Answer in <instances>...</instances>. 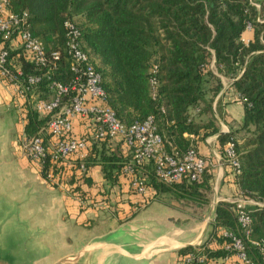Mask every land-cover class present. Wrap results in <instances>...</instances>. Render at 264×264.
<instances>
[{
	"label": "trees",
	"instance_id": "16d2710c",
	"mask_svg": "<svg viewBox=\"0 0 264 264\" xmlns=\"http://www.w3.org/2000/svg\"><path fill=\"white\" fill-rule=\"evenodd\" d=\"M255 1L259 9L251 6L250 0H8V4L13 13H29L31 34L45 50L60 51L55 78L62 83L71 79L63 24L74 23L82 51L100 75L108 107L116 119L127 127L151 117L168 155L182 154L190 146L197 151L199 143L218 135L216 98L223 89L221 78L231 81L243 106V123L235 133L218 135L217 142L221 148L233 144L239 174L225 162L221 149L225 177L235 187L234 198L259 205L245 207L251 214L248 240L264 246V0ZM248 23L250 31H246ZM246 38L248 42L243 43ZM9 57L25 74L34 72L18 49H9ZM34 94L48 97L45 80ZM26 119L27 136L44 124L32 110ZM239 133L241 138L235 137ZM98 144L91 147L86 173L79 178L74 172L60 176L63 166L46 168L78 200L79 207L81 203L97 204L127 219L136 206L147 205L169 189L152 176L150 162L148 171L152 168V174L141 170L137 175L146 187V196L138 197L122 172L131 159L123 141L117 144L127 150L125 157L111 147L113 142ZM93 167L100 169V183L93 184L87 178ZM39 175L46 181L44 171ZM80 178L93 190L77 186ZM213 178L207 165L197 182L183 181L191 187L208 188ZM213 230L201 246L183 248L179 255L201 251L213 264H242L224 250L230 241L222 237L223 232L239 235L233 204L216 205ZM245 248L250 263L259 264L258 250L248 242Z\"/></svg>",
	"mask_w": 264,
	"mask_h": 264
},
{
	"label": "built area",
	"instance_id": "2783aa9c",
	"mask_svg": "<svg viewBox=\"0 0 264 264\" xmlns=\"http://www.w3.org/2000/svg\"><path fill=\"white\" fill-rule=\"evenodd\" d=\"M250 5L260 8L255 0H250ZM63 29L64 53L71 76L65 83L55 78L59 70L60 51L45 50L43 44L32 36L31 17L28 12L13 13L9 10L8 0H0V84L12 90L17 103L23 128L19 148L24 158L39 172H45L46 182L64 189L50 169L47 171L46 168L63 166L65 171L60 176L74 172L79 178L86 173L89 150L93 144L122 140L124 147L131 153V159L122 172L129 178V186L138 197L146 196V187L137 175L150 162L155 180L164 186H174L183 180L197 182L205 167L211 164L193 146L182 154H166L151 117L134 121L127 127L120 123L108 107L100 75L82 51L78 28L67 21L63 24ZM250 30L251 25L248 23L246 31ZM12 48L20 51L23 62L32 66L33 73L25 74L10 59L9 49ZM44 80L48 97L40 98L34 93ZM30 110L38 118L44 119V124L34 135L27 136L24 129ZM75 121L83 126L81 135L74 133ZM223 155L225 162L238 175L239 163L233 144L230 143L224 148ZM233 205L239 235L223 232L222 237L230 241V244L224 246V250L233 253L238 262L251 264L245 248V242H248L258 250L259 264H264V246L248 240L251 234L250 212L245 209L243 200ZM252 205L259 206L254 202ZM90 206L105 208L97 204ZM144 207L146 205L136 206L134 212ZM181 264L213 263L201 251H197L195 255L187 254L182 257Z\"/></svg>",
	"mask_w": 264,
	"mask_h": 264
},
{
	"label": "crops",
	"instance_id": "0c3cea01",
	"mask_svg": "<svg viewBox=\"0 0 264 264\" xmlns=\"http://www.w3.org/2000/svg\"><path fill=\"white\" fill-rule=\"evenodd\" d=\"M243 42L247 43L248 38ZM221 83L223 89L216 98L219 102L214 118L218 135H226L235 133L242 127L243 106L231 87L232 82L221 78ZM16 106L12 90L0 84V183L9 188L14 197L29 196L25 213L37 226L49 230L47 240L58 258L71 254L76 244L86 236L91 240L131 225L137 244L133 247L132 254L140 256L147 250L148 255L138 261H129L128 264H181L179 250L195 248L213 235L216 205L234 204L241 200L234 198L235 187L230 178L225 177V163L221 155V149L224 150L225 147H220L217 135L196 146L198 154L211 164L209 168L214 178L209 181L208 188L191 187L186 181H182L174 186H167L169 189L166 192L158 193L146 205L157 203L166 208V219H153L151 223H144L138 211L123 219L121 215L110 212L107 207L93 208L87 203L79 207L78 200L65 188L50 187L40 177V172L34 165L22 155L16 134L21 133L23 128L17 125ZM82 132L83 126L75 121L74 133L81 135ZM241 136L240 133L235 134L237 138ZM94 145L100 146L98 143ZM111 147H116L124 157L128 155L123 145L117 142H113ZM107 148L106 145L105 149ZM148 170L149 164L142 168V172L149 173L150 176L152 168ZM87 174L93 184L102 181L99 167L91 168ZM76 185L85 191L93 190V187L89 188L84 184L82 178L78 179ZM121 209V212L126 211L124 205Z\"/></svg>",
	"mask_w": 264,
	"mask_h": 264
},
{
	"label": "water",
	"instance_id": "95a60500",
	"mask_svg": "<svg viewBox=\"0 0 264 264\" xmlns=\"http://www.w3.org/2000/svg\"><path fill=\"white\" fill-rule=\"evenodd\" d=\"M29 196L14 197L12 191L0 183V264H46L54 256L47 240L49 230L37 226L25 213ZM126 225L102 237L86 236L71 254L52 264H128L147 257V250L135 256L136 234Z\"/></svg>",
	"mask_w": 264,
	"mask_h": 264
},
{
	"label": "rangeland",
	"instance_id": "374dc122",
	"mask_svg": "<svg viewBox=\"0 0 264 264\" xmlns=\"http://www.w3.org/2000/svg\"><path fill=\"white\" fill-rule=\"evenodd\" d=\"M211 69L215 72V68H214V65L213 63H211ZM18 107L16 106V114H17V125L22 127V123L20 121V118H19V115H18ZM213 108H214V105H213ZM29 112V111H28ZM3 131H6L5 129ZM22 132L21 133H17L16 134V138H17V143L19 145V138L21 136ZM20 135V136H18ZM15 138V139H16ZM253 202L252 201H246L244 200V205L246 208H250V207H253ZM139 213V216L141 218H143V222L144 223H151L152 221H154L153 219H161V220H164L166 219V213H168V210L164 207H162L161 205H158L157 203H153L151 204L150 206H147L144 210H138ZM201 245V244H200ZM198 246V245H197ZM196 248V247H195ZM58 258L57 254H54V256L50 259V260H47L46 264H52L53 262H55Z\"/></svg>",
	"mask_w": 264,
	"mask_h": 264
}]
</instances>
